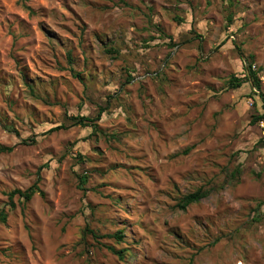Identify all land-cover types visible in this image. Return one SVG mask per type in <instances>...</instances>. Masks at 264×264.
<instances>
[{"label":"rangeland","instance_id":"374dc122","mask_svg":"<svg viewBox=\"0 0 264 264\" xmlns=\"http://www.w3.org/2000/svg\"><path fill=\"white\" fill-rule=\"evenodd\" d=\"M250 63L264 0H0V264H264Z\"/></svg>","mask_w":264,"mask_h":264},{"label":"trees","instance_id":"16d2710c","mask_svg":"<svg viewBox=\"0 0 264 264\" xmlns=\"http://www.w3.org/2000/svg\"><path fill=\"white\" fill-rule=\"evenodd\" d=\"M68 58L69 62L72 63V55L70 52H68ZM246 70H247V78H240L238 76H233L229 82V85L233 89L240 88L244 82L250 81L252 86L255 89V94L257 95L255 102L261 103V109L262 112H259L258 114L254 115L252 117L251 122L256 123V122H264V91H262V81L260 77L258 76V73L255 69H253L252 64H246L245 65ZM71 70L74 71V68L71 67ZM75 76L79 77L81 74L79 72L74 73ZM32 91H34L33 87L31 86L30 88ZM105 111L104 107H100L98 113L94 117L86 116V115H80V116H72L71 120L73 124H80L82 126H90L93 128L94 131L99 130V121L102 117L103 112ZM68 126L65 123L57 124L55 126H52L48 132H55L61 129H66ZM37 141L36 136L30 137V138H24L22 139V142L25 144H33ZM12 147L9 146H0V152H7L11 151ZM80 180L82 183H84L87 180V176H80ZM40 177L37 178V180L28 188L26 189H21V188H16L8 193V197L10 199L11 205H15L14 203V197L19 196L20 198H23L24 201H29L31 200L35 194H40L41 196H45L44 190L41 188L40 184ZM208 196V191L203 190V189H198L194 192H190L182 197V199L179 201L177 204L181 209L185 210L190 204L199 202L203 198ZM1 218L5 221L6 219V214L4 212H1ZM86 230L90 231L95 237H99L97 232H95L93 229L87 228ZM124 236L123 231H117L114 234V237L118 239H122ZM108 249H110L112 252L118 254L120 257L124 258V251L123 250H117L114 246L108 245Z\"/></svg>","mask_w":264,"mask_h":264}]
</instances>
